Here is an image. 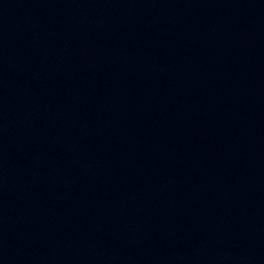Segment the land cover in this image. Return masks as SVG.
<instances>
[{
    "label": "water",
    "instance_id": "obj_1",
    "mask_svg": "<svg viewBox=\"0 0 264 264\" xmlns=\"http://www.w3.org/2000/svg\"><path fill=\"white\" fill-rule=\"evenodd\" d=\"M0 264H264V0H0Z\"/></svg>",
    "mask_w": 264,
    "mask_h": 264
}]
</instances>
